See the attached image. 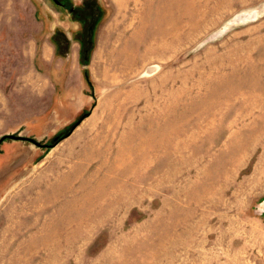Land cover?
<instances>
[{"label":"rangeland","instance_id":"374dc122","mask_svg":"<svg viewBox=\"0 0 264 264\" xmlns=\"http://www.w3.org/2000/svg\"><path fill=\"white\" fill-rule=\"evenodd\" d=\"M57 1L0 0V264H264V0Z\"/></svg>","mask_w":264,"mask_h":264},{"label":"water","instance_id":"95a60500","mask_svg":"<svg viewBox=\"0 0 264 264\" xmlns=\"http://www.w3.org/2000/svg\"><path fill=\"white\" fill-rule=\"evenodd\" d=\"M57 3L58 1L55 0ZM73 132V130L68 133L67 135H65L61 140L67 138L71 133ZM6 139H13V140H25V141H31L33 142L34 144L38 145V146H41V143L35 141L34 139H31V138H26V137H21V136H16V135H5L3 137L0 138V145L2 142H4Z\"/></svg>","mask_w":264,"mask_h":264},{"label":"crops","instance_id":"0c3cea01","mask_svg":"<svg viewBox=\"0 0 264 264\" xmlns=\"http://www.w3.org/2000/svg\"><path fill=\"white\" fill-rule=\"evenodd\" d=\"M29 47V46H28ZM26 48V47H24L25 49H26V52H27V49L29 50V48ZM2 48V47H1ZM30 51V50H29ZM8 52H11V53H14L15 52V50H14V48H12L11 47V49H7L6 51H3L2 53H8ZM1 70V69H0ZM3 87H5V85L4 84H1V82H0V96L1 95H5V92H4V90H3ZM2 98L0 97V104H1V102H2ZM3 107V106H2Z\"/></svg>","mask_w":264,"mask_h":264},{"label":"trees","instance_id":"16d2710c","mask_svg":"<svg viewBox=\"0 0 264 264\" xmlns=\"http://www.w3.org/2000/svg\"><path fill=\"white\" fill-rule=\"evenodd\" d=\"M86 78H88V75H86ZM70 133V132H69ZM68 134V133H67ZM66 134V135H67ZM65 135H63V136H57V137H55V142L57 143V142H59V141H61V139L64 137Z\"/></svg>","mask_w":264,"mask_h":264},{"label":"flooded vegetation","instance_id":"af4514ba","mask_svg":"<svg viewBox=\"0 0 264 264\" xmlns=\"http://www.w3.org/2000/svg\"><path fill=\"white\" fill-rule=\"evenodd\" d=\"M1 144H2V143H1ZM41 146H46V145H42V144H41Z\"/></svg>","mask_w":264,"mask_h":264}]
</instances>
